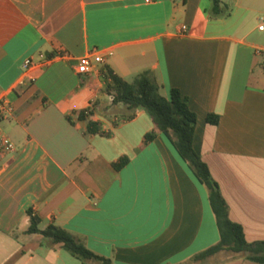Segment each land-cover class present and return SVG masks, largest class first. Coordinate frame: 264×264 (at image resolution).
<instances>
[{
  "label": "crops",
  "instance_id": "1",
  "mask_svg": "<svg viewBox=\"0 0 264 264\" xmlns=\"http://www.w3.org/2000/svg\"><path fill=\"white\" fill-rule=\"evenodd\" d=\"M221 4L228 16L213 18L211 0H0V127L16 146L0 153V264H81L26 233L28 209L40 229L59 225L114 264H178L219 240L206 187L164 133L144 144L146 112L121 120L105 65L127 81L151 71L165 98L179 90L229 218L264 241V0ZM91 51L92 71L79 74ZM81 109L92 115L79 120ZM88 119L110 134L85 133Z\"/></svg>",
  "mask_w": 264,
  "mask_h": 264
},
{
  "label": "trees",
  "instance_id": "2",
  "mask_svg": "<svg viewBox=\"0 0 264 264\" xmlns=\"http://www.w3.org/2000/svg\"><path fill=\"white\" fill-rule=\"evenodd\" d=\"M209 14L213 18L228 16L229 10L221 4V0H211ZM101 74L104 92L112 96V106L121 105L124 108V111L120 112L121 120L132 119L137 109L146 112L153 122L154 129L145 134L144 144L153 140L157 132L164 133L207 189L219 240L178 264H206L221 253H229L234 258L245 257L264 264V241L248 242L245 239L241 225L229 218L228 207L218 183L212 178L207 164L193 149L192 139L196 115L189 109L186 98L182 97L179 90L175 88L170 90L168 98L162 96L151 71L141 72L132 81L123 79L106 65L101 69ZM91 115V110L81 109L77 113V118L84 120ZM206 120L215 125L218 122V116L208 114ZM84 132L105 136L110 134V131L102 128L99 121L92 119L87 120ZM126 162L127 158H121L113 165L118 169ZM26 214L29 217L26 233H40L52 245H60L79 259L81 264H114L109 258L87 248L80 238L59 225L50 223L44 229H40V218L33 213L32 209H28Z\"/></svg>",
  "mask_w": 264,
  "mask_h": 264
},
{
  "label": "built area",
  "instance_id": "3",
  "mask_svg": "<svg viewBox=\"0 0 264 264\" xmlns=\"http://www.w3.org/2000/svg\"><path fill=\"white\" fill-rule=\"evenodd\" d=\"M153 0H143L144 3H151ZM259 30H264V17L261 18L260 23L258 25ZM95 54V52L91 51L83 56H81L77 60L76 64V70L79 74H88L93 69V62L91 60L92 55ZM111 54V53H108ZM39 59L42 63H46L50 60L47 56L44 54L39 55ZM96 60L98 63H103V56L102 55H96ZM32 64V58H26L22 61V69L24 71H27L29 67ZM112 98V96H111ZM6 103V97L5 93L0 90V111L6 110L5 108ZM9 110V108H7ZM16 148L14 142L10 139V137L3 131V129L0 127V153H8L14 151Z\"/></svg>",
  "mask_w": 264,
  "mask_h": 264
},
{
  "label": "rangeland",
  "instance_id": "4",
  "mask_svg": "<svg viewBox=\"0 0 264 264\" xmlns=\"http://www.w3.org/2000/svg\"><path fill=\"white\" fill-rule=\"evenodd\" d=\"M228 257H231V255L229 253H221V254L217 255L216 257H214L213 261L228 258Z\"/></svg>",
  "mask_w": 264,
  "mask_h": 264
}]
</instances>
